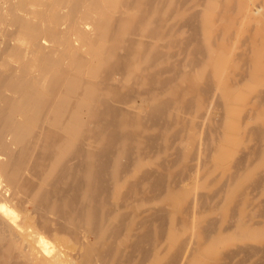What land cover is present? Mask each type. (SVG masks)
Masks as SVG:
<instances>
[{
    "label": "bare ground",
    "instance_id": "bare-ground-1",
    "mask_svg": "<svg viewBox=\"0 0 264 264\" xmlns=\"http://www.w3.org/2000/svg\"><path fill=\"white\" fill-rule=\"evenodd\" d=\"M0 264H264V0H0Z\"/></svg>",
    "mask_w": 264,
    "mask_h": 264
}]
</instances>
